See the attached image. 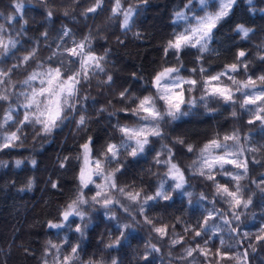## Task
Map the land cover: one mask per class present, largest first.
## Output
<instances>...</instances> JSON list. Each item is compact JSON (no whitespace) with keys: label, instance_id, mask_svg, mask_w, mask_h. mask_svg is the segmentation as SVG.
<instances>
[{"label":"trees","instance_id":"obj_1","mask_svg":"<svg viewBox=\"0 0 264 264\" xmlns=\"http://www.w3.org/2000/svg\"><path fill=\"white\" fill-rule=\"evenodd\" d=\"M17 2L24 4L20 13L14 11ZM93 2L94 0H0V25L4 28V39L14 38L19 41L12 52L0 57V68L7 69L17 64L19 58L33 47L39 49L36 61L12 74V81L16 84L13 91L24 89L19 81L36 68L38 61H46L52 52L57 51L58 44L72 47L73 40L80 41L87 35L92 37L91 47L97 55H104L107 50L104 66L106 73L113 77L111 85L101 83L106 75L99 72L89 82H84L78 97V112L70 114L69 119L51 134L37 135L39 125L28 126L23 129L21 141L16 147L0 150V264H42L47 242L63 245L66 239L73 246L79 244V256L84 264L90 259L102 260L103 264H111L113 259L118 264H241L236 259L219 260L214 255L217 249L226 251L233 257L247 251L246 264H264V245L256 240L259 229L264 227V193L252 183L253 180L259 183L260 174L264 173V148L255 153H246L250 161L253 158L261 161V164L250 162L248 177L240 181L243 198L251 196L252 204L246 209H232L230 204L216 195V183L232 187L229 177L221 175L219 169L212 173L216 176L215 182L193 175V169H188L187 166L196 159V153H189L185 146L172 143L175 138L181 137L186 144H193L198 149L214 134L223 136L236 130L245 147L260 148L264 145V127L259 122L248 124V120L253 117L241 109L238 103L233 105L217 98L201 100L204 92L200 87L185 94L186 99L196 100L191 106H182L187 114L162 125L166 139L152 143L137 157L122 155L120 158L123 167L118 182L128 185L129 191H140L142 199L144 196L154 195L159 190L158 185L162 179L167 181L164 190L172 199L149 201L146 208V215L152 219L153 225L168 226L167 236L160 238L152 230L153 225L144 222V215L136 211L138 205L131 206V216L119 206H115L111 212L99 205L85 206L87 221L71 217L62 229L48 226L49 222L62 220L60 214L75 193L80 164L75 157L81 152L80 145L89 137L92 138L94 150L103 149L108 142L119 143L120 133L115 127L117 123L135 122L129 113L117 111L120 108L135 107V104L119 101L120 91L127 88L130 94L141 97L154 94L151 82L163 67H180L181 76L199 79L201 74L193 73L191 69L202 66L207 69L206 75H214L221 72L225 65L235 62L240 50L247 53L244 60L248 65L247 71L241 69L239 73L230 75L243 81L249 76L256 79L264 74V61L259 59V56L264 55V48L261 47L264 45V0H252L251 4L248 0H237L232 14L214 33L210 43L212 51L200 53L195 48L185 49L180 54L179 62L171 53L165 57L163 49L166 41L172 38L173 31L181 30L182 26L174 23L173 17L177 10L184 9L187 0H147L134 17L130 31L120 27L122 17L109 20L113 0H105L102 9L85 16V10ZM215 2L216 0H209V5H214ZM128 3H139V0H125V4ZM193 10L202 14L198 6ZM48 11L53 12L51 18L47 16ZM11 16H15V20H9L8 17ZM237 24L253 29L248 39H241L233 30ZM65 27L71 29L72 35L60 40ZM45 32L48 33L47 38L42 35ZM134 33H140V37ZM201 55L203 59L198 61L197 57ZM63 58L57 56L52 66H56L57 61ZM45 66H48L47 63ZM225 83L230 84V81L225 80ZM33 84L39 86V81H34ZM22 99L21 97L20 100ZM235 99L241 100V94L236 93ZM16 100L17 97L12 96L10 102ZM8 103L0 102V117ZM101 108H106L107 111L101 112ZM113 111H116V115H109ZM233 111L237 113L235 117L231 115ZM23 113L24 109L14 104V116L22 119ZM79 115H85L88 122L86 127L78 129L75 121ZM15 130V127H7L0 131ZM245 137L248 138L247 141ZM161 144L172 147L175 161L185 169L188 183L183 190H176L174 185L169 187L173 182L165 175L167 168L157 164L154 159L161 150ZM66 156L72 159L61 168L60 163ZM163 158L165 157L162 156L161 159ZM17 160L23 163L17 166ZM32 160L37 162L35 166L31 164ZM117 166L120 165L113 164L110 167ZM226 168L232 171L231 166ZM30 178L34 183L31 189H27L25 186ZM53 183L58 187L53 188ZM187 193L192 195L188 196ZM201 194L207 199H201ZM212 201H216L215 204ZM121 202L129 205L123 197ZM213 210H216L213 212L215 218L204 226V218ZM233 211L240 214L241 220H232L231 225L225 226L220 214L231 219ZM112 213H115L117 219H110ZM85 222L88 227L81 237L74 229ZM126 223L133 225L125 230L127 238L114 248H106L123 230L118 225ZM235 226L239 227L238 232L228 231L229 227ZM185 228L189 231L185 232ZM202 228L203 234L193 238L194 232L201 231ZM214 228L222 231L213 234ZM245 232L252 235L245 238ZM179 237H183V243L173 246L170 241ZM221 238L225 241L224 245L220 244ZM153 244L159 251L151 249L150 245ZM197 245L209 253L207 258L194 253L193 257L186 260L178 259L184 255L185 248ZM249 245H254L255 251ZM62 251L67 253L69 248L63 247ZM47 259L51 264L52 257L49 255Z\"/></svg>","mask_w":264,"mask_h":264},{"label":"snow or ice","instance_id":"obj_2","mask_svg":"<svg viewBox=\"0 0 264 264\" xmlns=\"http://www.w3.org/2000/svg\"><path fill=\"white\" fill-rule=\"evenodd\" d=\"M105 0H94L93 4L88 7L84 15L88 13H97L103 8ZM147 3V0H139V3L125 4V0H113L111 7V15L109 20H115L122 17L120 27L125 31H130L133 26L134 17L138 14L139 9ZM251 4L252 0H248ZM237 4V0H216L214 5H209V0H187L183 10H177L174 13V23L181 25V30L173 31L172 38L166 41L163 49V55L167 57L170 53L180 60V54L185 49L195 48L200 53L212 51L210 43L214 38V33L221 26L222 22L228 18ZM198 6L202 14L194 11V7ZM24 4L17 2L14 5V11L20 13L23 10ZM52 11H48L47 16L51 18ZM65 15H68L65 12ZM9 20H15V16L8 17ZM22 27V26H21ZM241 39H248L249 34L253 29L246 27L243 24H237L233 29ZM47 38L48 33H42ZM72 35L71 29L65 27L62 35L59 37L63 40L64 37ZM138 38L140 33H134ZM18 40L14 38L4 39V28L0 25V57L6 56L17 47ZM92 37L84 36L80 41L73 40L72 47H63L62 44L57 45V51L51 53L46 58V61H38L36 68L28 73L25 79L19 81L24 89L16 92V84L12 81V74L17 69L26 68L31 62L36 61L39 49L33 47L19 58L17 64L4 69L0 68V102H9L8 107L4 110L3 116L0 117V130L7 127H15V131L3 132L0 131V150L16 147L21 141V133L28 126L39 125L40 131L37 135L47 136L54 129L58 128L63 122L69 119V115L78 112L77 102L81 91V86L84 82H89L98 72L105 73L106 79L101 81L105 85L113 83V77L106 73L104 61L107 57V50L104 55H97L91 47ZM264 48V45L261 46ZM57 56L64 57L57 61L56 66H52V62ZM247 58V53L240 50L236 54L235 62L225 65L221 72L214 75H206L207 69L204 67L193 68L191 72L200 73V78L183 77L180 75V67H163L157 72L152 79V87L155 89L154 94L144 96H136L130 94L129 89L125 88L118 93L119 101L124 104H135V107L120 108L117 111L129 113L135 120L134 123L120 124L117 123L116 130L120 133L119 143L108 142L103 149L94 150L92 138L89 137L83 144L80 145L81 152L75 157L80 162L79 171L77 173L78 185L76 187L73 198L68 202L64 210L61 212L62 220L60 222H49V227L53 229H62L69 222L71 217H78L81 221H87L88 213L84 210L85 206L94 207L99 205L108 212L115 206H119L125 213L132 215L131 206L138 205L136 211L144 215V222L153 225L152 219L146 215V208L149 201L163 199L168 201L172 199L166 194V180H161L158 189L152 196H144L141 198L140 191H129L128 185H121L119 174L122 172L121 156L137 157L144 153L152 143L166 139V133L162 125L176 120L180 115L187 113L182 110L185 104L193 105L195 99H186V93H192L200 87L205 98H217L229 104H239V107L252 115V119L248 120V124L254 125L259 122L264 127V74L259 75L256 79L249 76L246 80H237L230 73H239L241 69L247 71L248 65L244 63ZM203 56L197 57V60H202ZM261 61H264V55L259 56ZM47 63L48 66H45ZM78 65V66H77ZM225 80L230 81L225 83ZM34 81H39V86L33 84ZM236 93H240L242 99H235ZM12 96H16L15 102H10ZM23 98L22 101L20 98ZM111 103V101H109ZM14 104L24 109L23 118L19 119L14 116ZM101 112L107 111L106 108H101ZM115 116L116 111L109 113ZM233 117L237 115L235 111L231 113ZM77 128H84L87 125L88 118L85 115H79L75 121ZM245 137V141H247ZM173 145H182L186 147L187 152L196 153V159L188 165V169H193V175H199L209 181H216V176L212 173L220 170L221 175L229 177V182L232 183L230 188L227 184L216 183V195L224 199L230 204L232 209L248 208L252 204V198H243V188L240 181L248 177L249 164H261V161L256 159L249 160L246 153H255L264 148L245 147L241 142V137L238 131L225 133L221 136L219 133L214 134L200 148H196L193 144H186L181 137L175 138L172 141ZM165 157L161 159V157ZM72 158L64 157L60 167L64 168ZM157 164H161L167 168L165 175L173 182L169 185L171 188L174 185L176 190H183L188 180L185 175V169H182L180 164L175 161V153L168 144H161V150L154 157ZM23 163L21 160L15 161L17 166ZM36 161L32 160L31 164L36 165ZM120 165L110 167L111 165ZM226 166H231L232 171L227 170ZM264 166V165H262ZM259 183L255 180L252 183L256 184V188L264 193V173H261ZM99 181V182H98ZM34 181L30 178L26 184L27 189H31ZM53 188L58 187L57 184H52ZM24 190V189H21ZM91 193V195H89ZM191 196L192 193H187ZM121 197L129 202L125 205L121 202ZM201 199L207 197L201 194ZM216 201H212L215 204ZM213 211H209L208 215L203 220V225L207 226L208 221L214 219ZM110 219H117L115 213H112ZM135 218L133 217V220ZM220 219L223 220L225 226L232 224V220L239 222L240 214L233 211L231 219L220 214ZM72 223H75L74 221ZM70 226V225H69ZM132 224L118 225L122 228L119 237L115 238L112 243L106 245V248H114L122 243L123 239L127 238V229L132 228ZM88 227L87 222L83 225H77L75 232L84 235V230ZM174 228V226H173ZM164 238L168 235V226L156 227L152 229ZM189 231L185 228V232ZM222 231L220 228H214L213 234ZM228 231L236 233L239 227H229ZM203 234L201 231H195L194 237H200ZM252 235L249 232L243 233V236L249 237ZM256 240L264 245V227L260 228L256 234ZM175 246L183 243V237L175 238L170 241ZM240 243V241H237ZM48 246L45 256L42 259V264H49L47 256L52 257L51 264H84L79 256V244L71 245L66 239L61 244H54L51 241L47 242ZM207 244V240L205 241ZM220 244L224 245L223 238L220 239ZM63 247L69 248L67 253L62 251ZM153 251L159 249L153 244L150 245ZM231 247V245H229ZM255 251L254 245H249ZM197 253L205 258L209 255L207 251L199 245L196 247H188L184 249V255L178 259L186 260L193 257ZM219 260L236 259L241 264H246L248 252L237 254L235 257L230 256L226 251L217 249L214 254ZM146 259V258H145ZM87 264H103L102 260L87 261ZM111 264H118L116 259H113Z\"/></svg>","mask_w":264,"mask_h":264}]
</instances>
